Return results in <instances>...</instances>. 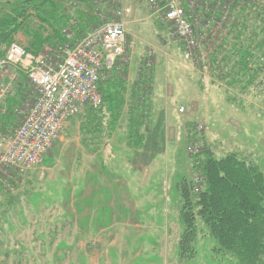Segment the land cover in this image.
Masks as SVG:
<instances>
[{"label": "rangeland", "instance_id": "obj_1", "mask_svg": "<svg viewBox=\"0 0 264 264\" xmlns=\"http://www.w3.org/2000/svg\"><path fill=\"white\" fill-rule=\"evenodd\" d=\"M22 1L27 0H0V15L2 17L10 15L14 8L21 6ZM37 1L40 4L43 0ZM92 2L96 7H93L94 11L90 16L98 15L101 22L91 30L104 23L118 20L119 13L122 15V9L125 8L124 3L111 0H101V2L92 0ZM126 2L134 14L132 1L126 0ZM183 2L185 0H182ZM193 2L190 3L192 9L195 7ZM163 5L164 0L147 1L142 5L139 13L142 17L137 19L136 23L132 25L133 19H127V24L129 23L127 57L120 59L114 73L104 75L100 89L104 100L105 95L112 92L114 95L117 94L119 102L123 101L122 105L118 106L122 107L120 112L124 120L122 119L121 123L128 125L131 120L134 125L138 121L147 125L151 124L149 120L151 117L148 111L137 109V103L141 98L149 99L153 91L152 86L150 88L144 86L146 82L149 83L151 80L159 82L157 85L162 87L164 93L174 94L176 99L174 105L182 104L187 107L182 113L183 116L173 125L176 128V131L172 129L175 133L171 129V133L168 131V134H171L168 140L172 138L176 144L171 143L170 140L171 146L170 149L167 148V154L165 155L164 150V157H157L161 160L157 159L155 174L144 171L142 175V171L138 170L140 178L138 183L141 185L138 195L134 190L132 192L136 195H130L129 191L128 194L125 192L124 187L127 182L124 179H112L119 180L120 183L119 202L112 206L107 205L104 202L105 196H101L99 192L103 167L100 168L98 161L90 165L89 160L87 161L82 153L81 141H84L86 129L99 131L98 127H100L103 132L99 134H103L104 137L109 135V130L105 127L113 121L107 111L113 105L103 103L97 111L87 107L65 124L61 139L55 143L41 164L27 173L22 182L9 185L10 189L0 185L2 210L0 211V264H240L236 257L219 250L217 241L200 218H195L196 238L191 248L192 253L185 254L184 257L180 255L179 243L188 228L182 213L185 208L182 199L183 185L184 183L192 185L193 193H197L196 187L202 191V181L199 179L200 175L197 173L194 161L196 158L193 157L201 153L199 158L207 149L213 151L217 159L235 155L264 170V125L261 132L250 129L244 139L241 138L243 133L239 123H235L233 133H230L224 142H212L207 138L215 139L213 131L209 130L210 127L207 129L204 119H200L196 113L194 100L188 103L187 98H184L191 92L193 97L195 96L194 69L196 65L201 67V62L204 64L201 59L204 44H200L198 39L200 46L196 50L193 49L188 56L185 43L176 37L173 25L164 20ZM41 7L45 13L49 12L47 6ZM260 12L250 15L246 20V27L255 33L260 28V21L264 19V14L259 17ZM36 14L38 13L35 10L30 12L31 17ZM65 14L71 15L67 11ZM149 14H153L150 19L147 18ZM193 21L197 25L196 20ZM66 25L62 35L65 39L70 36L69 39L67 38L68 42L46 43L42 47V54L52 58L63 56L70 46L85 37L86 34L79 38L74 30L69 28L68 31V24ZM28 26L30 31L37 32L40 31L41 24L34 17L29 20ZM45 32L47 33L43 38H48L47 35L51 33ZM261 39L262 37L256 39L257 44H262ZM32 40L34 38L28 37L25 31L20 32L14 36L12 44L0 45V56L13 44L33 51L29 47ZM204 46L203 49H209L207 44ZM262 49H256L254 52V57L257 59L256 66L250 63L255 73L251 72L252 93L245 101L246 104L254 107L257 114L256 108L264 111V59L261 58L264 50ZM204 60H207V57H204ZM12 70L25 74L19 67ZM241 75L242 72L239 76ZM137 76L142 78L137 80ZM187 77L193 81L190 82L189 87L185 85V82L189 83ZM248 80L247 78L245 84ZM3 81V78L0 79V84ZM26 82L29 93L25 97L26 104L22 108L23 111L32 107L39 97L36 87L29 81ZM245 84L240 90H249L245 88ZM146 92L150 94L147 95ZM145 101L147 100H142V103ZM22 117L17 116L19 123ZM12 129L7 133L8 135L3 134L2 139H10ZM125 134L129 135L130 132ZM97 135L98 133L93 134L95 137ZM233 140L239 141L238 144ZM145 166L143 163L140 165L142 169ZM131 173L136 175L135 171ZM148 175L155 178L153 180L155 186L142 188V185L148 182ZM116 198L115 195L113 199ZM119 203L124 208L116 217L119 222L109 228L101 227L98 220L105 217L103 211L107 207H116ZM188 208L197 212L192 204L187 210ZM18 253H21L20 256Z\"/></svg>", "mask_w": 264, "mask_h": 264}, {"label": "crops", "instance_id": "obj_2", "mask_svg": "<svg viewBox=\"0 0 264 264\" xmlns=\"http://www.w3.org/2000/svg\"><path fill=\"white\" fill-rule=\"evenodd\" d=\"M97 1L101 2V0ZM111 1L119 2L121 4L124 3L128 6L126 0L123 2H120L121 0ZM131 1L134 5V14L131 11L128 20L132 18L133 25L137 22V19L142 17L139 15L142 5L150 0ZM63 5L64 10L71 14H67V16H69L68 28L72 31L74 30L77 36H83L92 31L91 29L101 22L99 17H97L98 15L96 16L95 14L94 16H90V13H93L94 11L93 7H96L92 0H67L66 3L63 2ZM212 5L214 4L212 3ZM204 10L209 11V8H205ZM149 13H151V11ZM152 16L153 14H149L147 18L150 19ZM71 30L70 33H72ZM209 30L210 28L207 26L205 27L204 25L202 32L204 35L211 36L212 34ZM214 30L215 29L213 28L212 31ZM261 32V30H258L257 34H261ZM228 40L229 41L225 42V44L216 46L218 47L217 50L218 53L221 54V57L217 55L218 53L215 54L214 51L210 52L207 48L203 49L205 46H202L203 55L201 59H203L205 65L201 62L202 66L198 67L196 65V68L194 69L195 96L193 97V92H191L189 93V96L184 97L187 98L188 103H191L194 100L196 106L195 110L197 111L196 113L200 116V119H204L203 122L207 129L210 127L209 130L214 133L215 139L207 137L212 142H224L227 140L230 133H233L234 131L235 123H239L241 126L240 129L243 133L241 138L243 139L250 129L261 132L264 125V119L262 118L263 110L256 108L258 111L257 114L254 107L252 108L251 104L248 105V103L246 104L245 102L252 93V86L247 85L250 82L252 83L253 77L251 76V72L255 73V70L254 68L252 70L249 61H243L244 64L246 63L249 66L247 71H242L241 68L235 67V64L241 56H235L234 52H250V49L248 48L249 46L237 47L235 43L231 42V39ZM261 49L262 48L260 47L258 50ZM204 57H207V60H204ZM223 58H227V62L223 61ZM117 66L115 69H117ZM114 70L112 73H114ZM224 72L227 73L225 74ZM235 72L238 73V75H236ZM241 72L243 75L239 76ZM218 73L221 74L218 75ZM141 78L142 77L137 76V80ZM247 78L249 80L247 84H245ZM3 79L4 81L1 84L5 86L10 85L9 87L11 91L6 98L0 99V143L3 134L6 133L5 135H8L7 133L11 132L10 130L15 124L17 125V123H19L17 116H22L25 112L22 108L26 104L24 101L25 97L27 96V93H29V88L27 87L28 84L26 82L27 78L24 73L12 70L10 74L3 77ZM187 79L189 80V83L185 82V85L189 87L190 82L193 83V81L191 78L187 77ZM157 84H159V82H152L153 91H151L149 99L141 98L137 103V109L148 111V114L151 117L149 118L151 124H147L148 126L144 124L140 125L133 141H129V135L125 134L128 132L130 124L125 125V123H121L123 117L120 118L116 125H106V130H109L110 132L107 137H104L101 133L95 137L93 136L95 130H85L84 141H81L82 153L85 159L87 161L89 160L88 162L90 165L98 161L100 168L103 167L102 176L100 178L101 188L99 189V192L101 196H105L106 200H104V202L107 205L110 204L112 206L114 203L119 202V180L121 179H124L127 182L126 187H124L127 194V191H129L130 195H138L139 189L141 188L140 183H138L140 180L138 170L142 171V175H144V171L155 174L157 166L156 162L157 159H160L157 157H164V150L166 155V151L170 149V144H176L175 140L172 138H169L168 140V137L171 136V134H168V131L169 133H171L172 129H175L176 131V128L173 127V125L176 124V120H179V118L183 116L182 113L179 112V108L183 107L185 109L187 107L182 104H178L177 106L174 105L173 102L176 101L174 94L168 95L166 92L164 93L162 87L160 88ZM243 84H245V88H249V90H240V87L243 86ZM228 89H233L235 91H229ZM178 98H180V96ZM142 100L147 101L142 103ZM238 100H241V102H237ZM242 102H244V104ZM107 114L110 115L108 112ZM209 125H212V127ZM89 126L92 127V125ZM98 128L99 132H103L100 127ZM175 131L173 132L175 133ZM234 142L238 144L239 141ZM141 163L146 165L144 169L140 167ZM129 169L135 171L136 175L138 174V177L136 178V175L131 173L132 171L129 172ZM104 173H106V175H104ZM115 178L119 180H112ZM154 179L155 178L152 175H148V182L142 185V188L149 187V185H152L153 188L155 186V183L153 182ZM130 180L133 182H130ZM132 190H134L136 194H133ZM115 195L117 196L116 200L113 199ZM102 209H104V207H102ZM123 209L124 208L120 203L116 207H107L105 211H103L105 217L100 216L101 218L98 220L100 226L109 228L114 226V223L117 224L119 221L116 217L119 216V213ZM0 211L2 210L0 209ZM18 254L20 256L21 253Z\"/></svg>", "mask_w": 264, "mask_h": 264}, {"label": "trees", "instance_id": "obj_3", "mask_svg": "<svg viewBox=\"0 0 264 264\" xmlns=\"http://www.w3.org/2000/svg\"><path fill=\"white\" fill-rule=\"evenodd\" d=\"M66 1L43 0L40 4L37 0L22 1L21 6L14 8L10 15L4 17L0 15V45L12 44L14 36L24 31L28 37L34 38L29 46L33 51H27L35 55L41 52L46 43H67V38L65 39L62 35V30H65L63 28H66V24L69 23V16L65 14L63 8V2L66 3ZM191 2L195 6L193 9L190 6ZM183 4L192 21L197 22V25L194 21L193 24L200 44H207L208 50H213L215 54L218 53V47H215V44L217 46L225 44L229 41L228 39H231L237 47L249 46L250 52H234L235 56H241L235 67L247 71L249 66L243 61H249V65L252 62V66H256L257 59L253 51L259 47L264 48V19L260 21L261 34L248 29L246 20L250 15L259 13L260 10L262 11L259 17L264 14V0H185ZM44 5L49 8L48 13L41 9ZM205 8H209V11H205ZM32 10L37 11L38 14L31 17ZM34 17L41 24L40 31L37 32L30 31L28 26L29 20ZM204 25L210 28L211 36L203 34ZM213 28L214 31H212ZM45 31L51 33L47 35L48 38H43L47 33ZM78 37L83 36L78 35ZM258 37H262V44H257ZM217 55L221 57L220 53ZM261 58L264 59V54ZM222 60L227 62V58ZM252 85L250 82L247 86ZM144 86L150 88L152 80L149 83L146 82ZM107 95L103 103L113 105L107 111L113 121L109 125H116L122 117V112H120L122 107L118 106L122 105L123 101L119 102L117 94L114 95L112 92ZM93 110L97 111V109ZM99 120L98 118L97 121ZM134 124L130 120L129 141L135 139L138 127L143 125L141 121ZM95 133L99 135V131ZM198 156L193 159L196 158L194 161L203 188L202 191L199 188L197 193H193L192 185L189 183L183 185L182 199L186 209L184 208L182 213L188 228L179 243L180 255L184 257L185 254L192 253L191 248L196 238L195 218H200L202 223L209 228L221 252L224 251L236 257L240 264H264V170L235 155L217 159L213 151L209 149L203 151L199 158ZM191 204L197 212L189 210L190 208L187 210Z\"/></svg>", "mask_w": 264, "mask_h": 264}, {"label": "built area", "instance_id": "obj_4", "mask_svg": "<svg viewBox=\"0 0 264 264\" xmlns=\"http://www.w3.org/2000/svg\"><path fill=\"white\" fill-rule=\"evenodd\" d=\"M130 14L131 9L125 5L118 20L86 33L63 56L52 58L42 51L35 55L17 44L1 54L0 79L19 67L39 93L33 106L12 129L10 139L4 138L0 143V185L4 188L10 189L9 185L22 182L28 172L41 164L61 139L70 119L87 107H102V79L115 69L120 59L127 57ZM162 14L164 20L173 25L176 37L185 43L190 56L200 45L195 25L182 0H164ZM10 91V87L0 84V99L6 98ZM179 112L184 113V108Z\"/></svg>", "mask_w": 264, "mask_h": 264}]
</instances>
